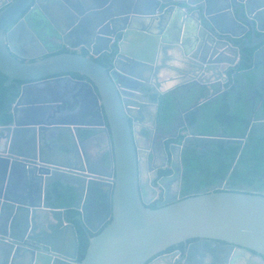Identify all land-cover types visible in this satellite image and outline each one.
<instances>
[{
    "label": "water",
    "instance_id": "water-1",
    "mask_svg": "<svg viewBox=\"0 0 264 264\" xmlns=\"http://www.w3.org/2000/svg\"><path fill=\"white\" fill-rule=\"evenodd\" d=\"M32 1L16 0L0 13V73L8 77L6 85L16 80L29 87L74 80L72 74H78L87 79L77 82L87 89L86 104L94 109L81 112L82 127L64 119L51 124L64 154L61 165L43 154L41 132L49 128L42 123L35 125L31 156L0 152V264H264V193L211 190L152 209L142 189L138 157L146 110H157L167 92L160 88L172 82L173 89L190 81L198 84L206 77L209 83L218 81L230 61L228 51L240 55L235 39L250 32L242 43L264 41V36L257 38L264 34V0H65L67 8L58 14L61 21L70 19L64 38L44 54L65 46L89 54L61 53L23 63L12 52L26 24L34 23L32 13L7 34V43L5 31ZM49 18L54 22V15ZM105 53L111 62L107 68L92 59ZM172 61L178 65L171 66ZM168 69L177 74L165 78ZM40 102L55 108L51 104L58 100H32L24 110L32 111ZM88 116L98 118L108 136L111 181L75 152L79 131L93 129ZM13 117L15 134L21 124L15 111ZM20 168H26L25 183L16 172ZM98 185L109 190L105 216L94 227L88 198ZM67 187L73 204L58 206L63 200L59 192ZM70 210L79 214L71 217ZM78 225L88 235L97 234L90 236L82 261ZM193 239L198 241L185 255L167 252ZM214 243L222 248L220 256L214 253L216 260L206 261L202 253Z\"/></svg>",
    "mask_w": 264,
    "mask_h": 264
},
{
    "label": "flooded vegetation",
    "instance_id": "flooded-vegetation-1",
    "mask_svg": "<svg viewBox=\"0 0 264 264\" xmlns=\"http://www.w3.org/2000/svg\"><path fill=\"white\" fill-rule=\"evenodd\" d=\"M15 1L0 0V13ZM66 6L65 0H40V4L33 0L16 22L6 29L7 43V34L18 23L25 22L26 16L32 13L31 18L34 23L26 24V28L16 39L17 42L14 45L16 51L12 52L19 61L31 63L52 55L70 52L86 56L89 54L85 49L72 51L66 46L55 53L44 54L49 52L52 47H59L62 43L64 38L62 31L65 30L70 19L67 16L66 21H61L58 19V14L65 11ZM50 15H54V22H51ZM43 19L48 22L49 28L45 29L46 26H42V23H45ZM236 33L241 34L242 32L236 30ZM262 36H264L263 33H257V38H262ZM246 37L251 38L250 32L235 39V45L239 46L240 55L237 58L234 51H228L230 61L221 69L222 74L217 76L218 81L209 83L210 77H206L198 84L195 81H190L174 89V84L167 90L161 87L160 91L167 92L160 96L158 109L156 110L152 106L147 108V125H142L138 157L140 181L144 196L150 205L155 204L157 208L160 204H169L183 199V175L185 172L183 157L185 152L188 158L203 167L196 170V177L192 182L193 189L197 188V184L204 174L222 173L223 170L229 169V177L226 180H217L202 193L211 190L217 192L237 191L254 195L264 193V149L261 147L264 144V41L259 45L252 46V40L242 43L243 38ZM249 44L251 46H248ZM105 54L92 56V59ZM110 64L109 55V61L104 67L107 68ZM74 75L79 77H74ZM72 77L74 80L66 79L72 82L76 81V84L65 83L60 86L59 90L51 91H48L49 89H46L47 86H45L51 83L26 87L28 82L14 80L7 86L8 77H6L4 86L7 89V97L3 105L4 112L0 114V127L3 128L0 131V152L2 155L31 156L32 152L36 151L32 145L36 139L34 130L37 126L35 125L42 123L49 128L41 132L43 154L47 158L55 157V161L62 164L61 157L64 154L59 152V145L56 141L59 134L57 135L58 131L55 129L50 130L51 124L64 119L76 123V127H82L80 126L82 124L81 114L94 109L90 102L86 104L87 89L82 83L77 82L87 79L78 74H72ZM63 80L65 79L61 81ZM22 91H24V95L20 99ZM78 92L83 95L79 97ZM138 94L142 96L141 93ZM166 94H169L173 105L167 122L162 120L163 117L160 114L161 100ZM40 99L58 100V102L51 104L55 108L40 102L35 105L36 109L24 110L32 100L40 101ZM152 99L157 100V96H152ZM54 110L60 114L52 116ZM14 111L21 124L15 134ZM4 116L11 117V121L3 123ZM86 121L92 122L90 125L93 126V129L92 131H79L81 139H74L75 152L89 160V166L94 172L102 173L106 179L111 181L112 179L107 178V176L110 177L112 167L108 136L103 131L104 127L99 125L98 118L88 116ZM212 123L219 126L217 132L210 134L199 131L203 124ZM106 127H108L107 121ZM38 132L40 131L36 129V133ZM89 136L91 138L87 139ZM238 140L242 142H238ZM237 148L238 150L234 154L233 151ZM61 149L66 151L65 146H61ZM93 155H100L102 158L104 164L101 169L92 164ZM108 159L109 169L105 167ZM235 172L243 176L239 183L231 180V176ZM173 185H177L175 193L171 191ZM102 186L105 189L103 197L105 196L107 204L109 187ZM66 189L70 191L68 187ZM95 192L96 189L88 198L89 205L92 203L94 195L97 196ZM48 199H51L50 194H48ZM58 206H60L59 203ZM104 216L105 214L97 217L98 220L93 224L94 227L98 226L99 220ZM197 241L198 239L192 243ZM192 243H189L187 247ZM208 248L202 253V258L206 261H215L216 258L214 260L213 256H216L215 254L220 256L222 248L215 243ZM182 254L185 255L186 252H182Z\"/></svg>",
    "mask_w": 264,
    "mask_h": 264
},
{
    "label": "trees",
    "instance_id": "trees-1",
    "mask_svg": "<svg viewBox=\"0 0 264 264\" xmlns=\"http://www.w3.org/2000/svg\"><path fill=\"white\" fill-rule=\"evenodd\" d=\"M97 63H99L100 65L104 66L106 65V63L109 61V55L105 54L101 57L98 58H93ZM74 77H79L77 75H74ZM6 81V77L3 76L0 73V114L2 112H4V103L7 97V89L4 86V82ZM172 101L171 98H169V94H166L165 96H163L162 100H161V104H160V114L162 115L163 119L166 122L168 121V118L171 115L172 112ZM2 122L3 123H9L11 121V117L8 116H4L2 118ZM262 149H264V144H262ZM238 148L236 150L233 151L234 154H236ZM187 153L185 152L184 157H183V164H184V175H183V189H182V196L183 199H186L192 195H199L201 194L203 191H206L208 188H210L213 184H215L217 182V180H226L229 176H228V170H223L222 173H206L202 176L201 181L197 184V188L193 189V180L196 177V170L201 169L203 167H200L197 162H195L193 159L188 158V155H186ZM242 174H238L237 172H235L232 176H231V180L235 181L236 183H239L241 181L242 178ZM195 193V194H193ZM60 196L63 197V200L59 201V205L60 206H67V205H71L73 202V196L71 194V191L64 189L61 190L59 192ZM152 209H156V205L152 204L149 206ZM71 217H74L75 215L70 214ZM77 223V222H76ZM78 229H79V241H80V250H79V261H82L86 255L88 246H89V239L90 236H95L97 234H91L88 235L82 228L80 225H78ZM197 239H193V240H189L188 243L184 244H179L176 246L171 247L170 249H168L167 252H173L175 250H181L182 252H186L187 250V245L189 243L194 242Z\"/></svg>",
    "mask_w": 264,
    "mask_h": 264
},
{
    "label": "crops",
    "instance_id": "crops-1",
    "mask_svg": "<svg viewBox=\"0 0 264 264\" xmlns=\"http://www.w3.org/2000/svg\"><path fill=\"white\" fill-rule=\"evenodd\" d=\"M230 20H232L231 15H230ZM227 25L229 27L231 26L229 23H227ZM169 64L171 66L178 65L176 61H172ZM166 71H167V74H166ZM166 71H163V73L165 74V78H168L172 74H174V75L177 74L176 72H174L171 69H168ZM63 79H65V80L61 81L62 80L61 79L60 81H58L56 83L54 82V83L45 85V86H47L46 89L48 88L49 89L48 91H51V90H59V88H60V86L62 84H65V83L76 84L75 83L76 81L72 82V81H70V80H68L66 78H63ZM173 84H176V82H172V83H168V84L164 85L163 86L164 90L169 89ZM141 124H143V125L146 126L147 125L146 119ZM93 156L94 157L92 158V164L94 165V167H96L98 169H101L102 166H103V164H104L102 158L100 157V155L99 156L93 155ZM109 166H110V162H109V159H108V162H106L105 167L109 169ZM24 169L26 170V168H20L16 172L22 177V180L25 183L27 181L24 180L25 179L24 176H23L24 175V171H25ZM95 189H96V192L95 193H96L97 196L95 197V195H94V197H93L94 199H93L92 203H90V207L88 208V214H89V219H91L94 223H97V220H98L97 217L104 215V212H105V209L107 207V204L105 203V201H106L105 200V196L103 197V194H104V191H105L104 187L101 186V185H98V186H95ZM70 214H73V215L76 216V215L79 214V212L76 211V210H70L69 211V215Z\"/></svg>",
    "mask_w": 264,
    "mask_h": 264
},
{
    "label": "rangeland",
    "instance_id": "rangeland-1",
    "mask_svg": "<svg viewBox=\"0 0 264 264\" xmlns=\"http://www.w3.org/2000/svg\"><path fill=\"white\" fill-rule=\"evenodd\" d=\"M217 129H219V126L216 125L215 123L212 124H203L199 131H201L202 133H215L217 132ZM172 193H175L177 191V185H173L172 189H171Z\"/></svg>",
    "mask_w": 264,
    "mask_h": 264
}]
</instances>
